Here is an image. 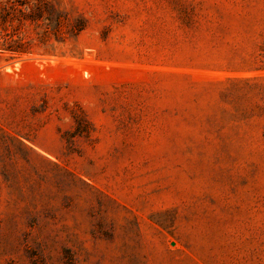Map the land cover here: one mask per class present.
<instances>
[{"label": "rangeland", "instance_id": "rangeland-1", "mask_svg": "<svg viewBox=\"0 0 264 264\" xmlns=\"http://www.w3.org/2000/svg\"><path fill=\"white\" fill-rule=\"evenodd\" d=\"M0 45V264H264V0H0Z\"/></svg>", "mask_w": 264, "mask_h": 264}, {"label": "trees", "instance_id": "trees-1", "mask_svg": "<svg viewBox=\"0 0 264 264\" xmlns=\"http://www.w3.org/2000/svg\"><path fill=\"white\" fill-rule=\"evenodd\" d=\"M1 46V45H0ZM5 46V45H4ZM3 51V52H5V51H17V52H19L20 50H11L10 48H0V51Z\"/></svg>", "mask_w": 264, "mask_h": 264}]
</instances>
